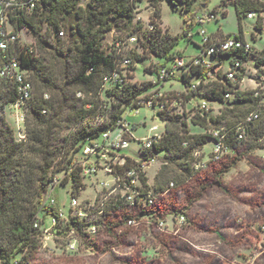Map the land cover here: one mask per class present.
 I'll return each mask as SVG.
<instances>
[{"label": "trees", "instance_id": "16d2710c", "mask_svg": "<svg viewBox=\"0 0 264 264\" xmlns=\"http://www.w3.org/2000/svg\"><path fill=\"white\" fill-rule=\"evenodd\" d=\"M141 1L42 0L32 12L27 13L21 9L16 11V17L10 18L13 32L17 34L22 29L27 31L33 38L34 48L38 51L50 50L61 63V69L57 76L53 73L46 74L33 47L21 45L19 39L6 51V55L17 58L20 69L26 71L32 85V95L23 108L25 138L19 140L3 116V109L11 107L16 101L17 92L13 84L0 79L6 83L5 87H0V264H28L29 255L39 251L42 246L43 229L35 228L34 223L41 210L48 184L54 177L64 174L71 161L79 157L86 138H97L102 132L112 128L126 110L134 107L138 97L159 85L156 81L133 82V64L155 56L164 60L159 65L162 68L172 64L176 58L172 53L177 37L162 32L155 21L159 18L161 0H149L154 8V21L151 19L150 23L153 29L146 28L140 22L133 24L134 10ZM169 1L172 4L174 1L184 3L185 10L188 11L193 0ZM221 5H233L240 33L238 38L242 37L241 22L247 14L254 12L257 17L264 12V1L221 0ZM256 21L254 27L258 29L257 24L261 21L259 15ZM192 23L195 20L190 16L187 26ZM110 32L126 33L125 41L119 36L113 39L122 43L119 52L113 45L108 52L103 48L102 43ZM60 33L65 35V39ZM131 37L135 38L134 46L124 56V47L126 42L131 44L128 42ZM224 55L233 56V59L244 63L249 54L232 52ZM251 55L255 58V64L263 68L260 75L257 72L255 76L264 75V50L259 53L254 50ZM219 56L222 55L212 58ZM124 58H129L131 65L122 68ZM244 71L245 68L238 76L239 83L243 80ZM112 74H117V78L105 82L104 78ZM216 74L212 67L208 73L203 74L196 92L188 95H184L186 91L181 92L184 103L190 102L198 94L208 101L226 106L222 113L211 115V109L200 113L197 110L200 103L197 104L189 123L200 128L202 134H190L188 117L180 115L181 113L158 114L166 122L163 136L152 149L140 151L141 159L155 157L161 160V168L154 176L155 194L163 193L167 188L164 184L172 182L169 174L173 169L179 170L184 180H189L198 173L192 166L193 153L202 151L207 142H211L210 127L229 130L255 110L260 117V108L263 110V121L254 125L257 120L246 129V137L250 138L246 153L262 148L264 96H254V91H240L239 84L233 87L229 82L219 83L214 79ZM32 77L35 78V83ZM181 80L188 87L190 77L181 75ZM233 88L236 89L235 92H232ZM227 93H232V97L226 99ZM227 114L237 121L224 126L223 120ZM242 142L229 138L230 155ZM160 153L161 157L158 156ZM65 182L67 178L63 184ZM73 182V188L77 191L81 180L73 177ZM147 182L146 177L142 178L143 186L150 189ZM105 207L112 213L124 212L125 209L120 201L113 199L107 201ZM157 211L158 208L153 206L140 212L137 218L154 215ZM180 213L184 215V212ZM170 214L177 216L173 210ZM128 216L120 213V222L118 217L106 216L103 221L106 233L113 236L115 227L123 226ZM70 224L78 231L83 226L75 222ZM64 228L68 230L70 225L58 227L55 233L61 234Z\"/></svg>", "mask_w": 264, "mask_h": 264}, {"label": "rangeland", "instance_id": "374dc122", "mask_svg": "<svg viewBox=\"0 0 264 264\" xmlns=\"http://www.w3.org/2000/svg\"><path fill=\"white\" fill-rule=\"evenodd\" d=\"M209 14H213L215 19L206 21L203 25L192 23L187 26L190 16L195 20ZM258 15L261 21L256 29L254 26ZM258 15L253 19L244 18L241 22V38L257 53L264 50V12ZM151 19L154 21L152 3L149 0H142L134 10L133 24L140 22L147 28ZM155 21L162 32L177 37L172 55L182 56L185 59L201 55L203 46L202 36L199 33L201 30L207 35L219 38H234L239 37L240 34L233 5L222 6L221 0H193L188 11L185 10V4L180 1H174L172 4L169 0H161L159 18L157 17ZM117 36L122 37L124 41L127 38L126 33H108L102 43L106 52ZM17 37L21 45L33 47L35 55L45 67L46 74L59 75L61 63L50 50H36L33 38L24 29L17 32ZM62 37L65 39V35ZM133 46L134 43L126 42L124 56ZM232 59L233 56L226 55L217 58L204 56V60L212 64L217 73L214 75L215 81L222 84L225 83V73ZM163 61L160 57L149 56L135 62L131 71L132 81L155 82L156 71ZM244 68L243 82L239 90L253 91L257 81L255 75L257 72L260 75L263 68L255 64V58L251 54L247 56ZM32 81L35 83L34 77ZM197 81L195 77L189 80L194 83ZM5 86L6 83L0 81V87ZM171 89L179 90L175 91L176 93L186 91L187 84L181 80V70H177L175 77L161 86L163 91ZM203 101L211 109V115L222 113L226 107L208 101L198 94L193 96L190 102H183V113H178L188 117L190 134L203 133L200 128L193 127L189 123L197 104ZM155 113V109L148 107H141L138 111L128 109L124 112L123 118L128 123L133 138L123 151L125 155L140 160L142 155L137 141L146 137L152 126H157L159 132L164 131L166 122L156 118ZM3 116L12 128L14 136L18 137L19 132L23 131L18 114L11 107L6 106L3 109ZM223 121L224 126H228L237 120L227 114ZM262 121L263 110L260 108V117L254 125ZM249 143L250 138L247 136L232 155L217 164L199 170L189 180H184L181 172L173 169L169 174V180L175 183L174 187L155 204L162 215L168 216L170 233L156 232L145 225L139 228L116 226L113 236L103 232L91 242L90 248L73 253L61 249L54 250L55 246L60 245L54 244L48 238L43 248L29 255L28 264H264V231L262 230L264 228V137L261 149L246 153ZM211 149V142L208 141L202 150L204 160H207ZM158 156L161 157L162 153ZM160 161L156 159L146 171L150 191L154 194V176L161 168ZM61 176L60 174L59 177ZM100 180L108 182L110 179L102 174L86 178L84 183L87 187L77 196L78 201L94 198L100 189L97 184ZM164 187L166 188L167 184H164ZM70 196V183L58 184L52 195L65 213L69 211ZM171 210L175 211L177 216L181 214L179 212H184L186 218L184 226L173 225L170 222ZM119 215L120 213H115L114 217H118L120 222ZM38 217L44 219V227L49 226L50 215L45 210H41Z\"/></svg>", "mask_w": 264, "mask_h": 264}, {"label": "built area", "instance_id": "2783aa9c", "mask_svg": "<svg viewBox=\"0 0 264 264\" xmlns=\"http://www.w3.org/2000/svg\"><path fill=\"white\" fill-rule=\"evenodd\" d=\"M42 0H0V79L13 84L17 99L11 104V108L18 114L19 123H24L23 108L32 95V85L26 75V71L20 69V63L15 57H8L6 51L8 47L18 40L17 34L13 32V27L10 24V18L16 17V11L24 9L30 13ZM262 2L264 0H253ZM256 17L254 12L248 13L246 18L253 19ZM215 19L213 14L204 15L195 19V23L203 25L206 21ZM10 28V29H9ZM149 29H153L149 26ZM202 36V53L197 57L185 59L182 56H176L172 64L167 67L158 69L157 80L159 84L156 88L138 97L134 102V107L131 110L138 111L141 107L153 108L155 114L165 113L166 115L177 114L183 112L182 104L184 96L182 93L165 92L161 90L167 80L174 78L177 70H181V75L187 77H195L197 82H189L184 95L196 92L200 83L203 80V74L213 67L212 64L204 60V56H218L227 53H240L248 55L254 52L252 46L241 38H219L207 35L201 30ZM63 33L59 35L62 36ZM129 43L135 42V38L128 39ZM113 47L119 52L122 48L120 41H114ZM131 65L129 58H124L121 67L125 68ZM244 63L239 59H233L228 71L225 73V83L229 82L233 87L240 85L238 76L242 74ZM117 78V74H112L104 78L105 82ZM236 89L233 88L232 92ZM254 96H264V75L257 77L255 88L253 89ZM78 96H81L78 94ZM47 98V95L44 96ZM232 97V93H227L225 98ZM181 110V111H177ZM197 110L200 113L209 110L205 101L201 102ZM180 114V113H179ZM259 119V112L255 110L244 118L241 122L234 125L229 130L212 129L209 131L211 136L212 149L208 154L207 160L202 158V151L193 153L194 162L192 164L194 170L199 171L207 168L209 165L217 164L231 154L228 140L230 137L237 142H242L246 137L247 127ZM145 126V124H144ZM164 131L159 132L157 126L149 128V133L146 137L141 138L137 142L140 145V151H148L153 145L158 143ZM18 139L25 138L23 131L19 132ZM133 140L129 125L125 118L121 117L115 122V125L102 132L97 138H86L81 149L79 157L73 159L68 166L66 172L61 177H54L48 184L44 199L41 203V210H45L50 215L49 226L44 227V219H39L34 223L35 228L43 229V237L41 238L42 248L45 246V241L49 238L55 246L54 250L61 249L68 253L78 252L82 249L91 247V242L96 239L101 233L106 232L105 217H114L115 213L106 210L105 204L110 199L117 200L125 207L124 212L119 211L123 215H129L124 223L125 228H139L143 225L161 233H170L168 229V216H162L161 211H157L154 215H143L137 218L140 212L145 209L155 206L159 199L166 196L175 183L170 182L166 190L160 194H154L148 187L143 186L142 178L146 177L147 168L156 161L155 157L135 160L123 153L128 146V142ZM206 154V153H205ZM102 174L109 177V181H97L99 191L94 198L86 199L79 202L77 196L86 189L84 180L86 178L97 177ZM73 177L81 180V186L76 191L73 188ZM71 184V196L69 202V211L64 212L61 206H58L55 199L52 197L54 190L58 184H63L64 179ZM149 183L147 182V186ZM40 210V211H41ZM173 225L184 226L186 218L180 214L178 216L169 217ZM71 222L82 224L81 231L73 227ZM70 225L66 230H60L61 234L55 233V230L64 225ZM72 225V226H71ZM264 231V228H262ZM53 250V249H52ZM16 264V263H15Z\"/></svg>", "mask_w": 264, "mask_h": 264}, {"label": "crops", "instance_id": "0c3cea01", "mask_svg": "<svg viewBox=\"0 0 264 264\" xmlns=\"http://www.w3.org/2000/svg\"><path fill=\"white\" fill-rule=\"evenodd\" d=\"M147 82H149V81H147ZM162 86V85H161ZM178 92L179 90H175V89H171V90H169V91H165V92ZM182 92V91H181Z\"/></svg>", "mask_w": 264, "mask_h": 264}, {"label": "water", "instance_id": "95a60500", "mask_svg": "<svg viewBox=\"0 0 264 264\" xmlns=\"http://www.w3.org/2000/svg\"><path fill=\"white\" fill-rule=\"evenodd\" d=\"M155 117H156V118H159V115H158V114H156V115H155Z\"/></svg>", "mask_w": 264, "mask_h": 264}]
</instances>
